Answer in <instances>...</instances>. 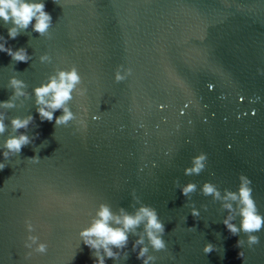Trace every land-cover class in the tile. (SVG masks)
I'll list each match as a JSON object with an SVG mask.
<instances>
[{"label": "water", "instance_id": "95a60500", "mask_svg": "<svg viewBox=\"0 0 264 264\" xmlns=\"http://www.w3.org/2000/svg\"><path fill=\"white\" fill-rule=\"evenodd\" d=\"M43 3L52 17L49 36L29 26L8 39L11 25L0 21L5 47H23L29 56L13 62L0 52V101L12 95L10 77L26 85L14 108H0V151L8 135L25 131L12 132L13 117L31 114L26 134L39 133L18 155L5 161L0 154V264H93L79 232L100 203L132 212L139 206L133 192L165 226L166 248H149L156 257L150 264H264V228L254 233L258 244L237 248L245 234L230 235L221 223L227 210L201 194L204 182L221 195L236 191L244 174L264 215V74L257 72H264V0ZM72 66L81 83L68 106L86 127L41 122L33 88ZM117 70L125 77L118 83ZM199 153L207 156L205 169L186 176ZM33 156L38 162L27 159ZM189 182L197 188L184 197L180 188ZM26 219L46 253L26 257ZM233 222L239 226V217ZM135 239L129 236L127 259L105 264H142L131 251ZM206 243L215 251L204 254Z\"/></svg>", "mask_w": 264, "mask_h": 264}, {"label": "clouds", "instance_id": "9594fccd", "mask_svg": "<svg viewBox=\"0 0 264 264\" xmlns=\"http://www.w3.org/2000/svg\"><path fill=\"white\" fill-rule=\"evenodd\" d=\"M0 21H3L7 27L8 39H16L23 30H27L29 26L33 32L40 36L48 34L52 26V17L45 11L43 0H0ZM34 21V23H33ZM0 52L6 53L13 62L27 63L29 60L28 53L25 48H17L15 51L11 47H5L7 40L0 36ZM48 56L40 57L41 62L48 60ZM259 74H264L260 69H257ZM115 81L121 82L125 79L117 70L114 74ZM81 83V76L78 74L75 66L67 70L60 69L55 75L48 77L47 83H42L38 87H34L32 92L35 96V110L41 122H53L54 127L67 126L70 121H76V124L82 128L86 127L83 119L77 120L75 114L70 110L68 104L73 99V93L77 92V86ZM7 87L12 89V95L6 101H0V108L12 109L15 107L14 98L25 96L22 91L26 87L22 80L10 77ZM80 95L84 91L79 92ZM60 111L62 114L54 116V113ZM86 111V110H85ZM5 113L0 112V135L6 131ZM95 119V117H93ZM34 123V118L31 114L26 117H13L10 120V125L13 133L23 129L18 135H8L4 140L0 154L4 160L18 155L21 149L25 146L33 144L38 138L39 133H35L31 137L26 134L30 124ZM31 162H38V157L33 156L27 158ZM207 156L205 153H199L191 158V166L184 169L186 176L199 175L206 167ZM6 165L0 163V170ZM238 187L236 191L228 189L221 191L211 182H204L201 186V194L203 196H211L214 201H220L221 207L227 210L228 215L221 221L226 230L232 236H238L239 233H244L245 239H238L236 247L241 249L245 244L249 248L259 243V237L254 233L261 231L264 228V215L258 211L256 202L252 196L253 189L251 188V180L244 174L238 176ZM197 185L189 182L180 188V192L184 197H188L190 193L196 191ZM133 200L137 201L138 207H135L132 212L119 208L113 212L109 205L100 203L91 219V222L86 228L79 232V237L83 244L88 247L91 255L94 257L93 264H105L106 259L116 261L123 257L127 259L128 252L126 251L129 243V236H135L136 239L132 243L131 251L136 254V259L142 264H150L155 261L156 257L149 254V248L153 252H159L166 248V243L162 238L165 234V226L158 218L157 211L148 205L140 203L135 193L132 194ZM206 209V206H203ZM190 215L193 218H198L200 213L195 208L189 205ZM239 217V226L233 221ZM24 226L29 233L26 236L24 247L31 249L26 253V257L33 253L44 254L47 251V244L38 242V237L32 235L34 226L30 220L24 221ZM138 229H140L138 231ZM191 230V229H190ZM35 245V247H33ZM204 254H209L215 251V246L212 243H206L202 249ZM238 257L242 259L244 252L240 251Z\"/></svg>", "mask_w": 264, "mask_h": 264}]
</instances>
